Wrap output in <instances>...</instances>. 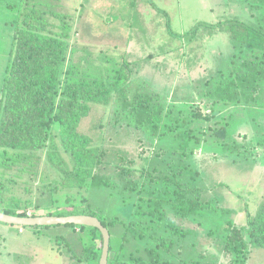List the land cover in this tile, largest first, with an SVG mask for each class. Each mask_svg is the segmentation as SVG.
Masks as SVG:
<instances>
[{
  "label": "trees",
  "instance_id": "1",
  "mask_svg": "<svg viewBox=\"0 0 264 264\" xmlns=\"http://www.w3.org/2000/svg\"><path fill=\"white\" fill-rule=\"evenodd\" d=\"M32 1L23 0L18 19L13 22L12 49L0 90V213L43 216L38 212L54 207L60 200L58 194L65 193L66 203L74 208L44 215L97 218L110 236L107 264H211L206 260H180L181 241L186 233L168 221V211L185 219L207 206L197 185L200 173L189 162L203 134V126L194 127L200 119L167 105L160 95L146 93L128 102L126 91L131 87L132 66L136 62H118L106 55L96 60L84 56L75 61V49L68 37L69 15L58 9V4L53 8L49 0L41 1L42 4ZM229 1L241 4L249 13V20L228 19L216 25L198 22L176 37L190 41L201 30L218 29L228 35L234 47L264 54V0ZM163 15L168 20L165 12ZM261 61L256 66L244 61L241 68L218 72L214 82L203 83L209 85L205 94L225 103L253 100L261 93V85L264 94ZM114 98L120 99L123 110L153 137H170V148L154 150L142 166L132 168L128 166L132 160L114 158L101 145V139L98 142L79 131L80 122L92 107H108ZM218 128L217 134L227 137L228 125L220 123ZM231 146L235 147L225 143L223 149ZM236 154L243 160L248 158L239 150ZM43 163L54 171L56 178L49 180L40 171ZM10 172L13 175H8ZM22 172H27L32 181L39 173L44 175L39 188L42 194L45 192L43 199L26 202L12 194L10 186ZM103 187H117L123 195H130L137 220L108 219L91 207L84 193ZM73 192L81 194L75 206L70 195ZM69 226L77 230L81 248L78 261L98 264L103 244L101 233L93 227ZM224 227L227 236L223 252L231 256L230 264H248L253 248L264 249V200L255 214L247 218L246 226L237 228L226 222ZM29 228L38 231L44 227ZM114 239L119 241L116 254L111 253ZM134 241L142 243V248L136 246L128 252ZM71 258L76 259L75 254Z\"/></svg>",
  "mask_w": 264,
  "mask_h": 264
},
{
  "label": "rangeland",
  "instance_id": "2",
  "mask_svg": "<svg viewBox=\"0 0 264 264\" xmlns=\"http://www.w3.org/2000/svg\"><path fill=\"white\" fill-rule=\"evenodd\" d=\"M41 1L46 0L32 2L40 4ZM47 2L53 8L58 4V9L69 15L68 37L71 48L75 49V61L84 56L96 60L106 55L118 62H136L132 66L131 87L126 91L128 102L146 93L160 95L161 100L169 103L167 105L200 119L194 127L203 126V134L189 162L200 173L197 185L207 206L185 219L168 211V221L186 233L181 241L180 260L230 264L231 256L223 252L227 236L225 223L230 222L237 228L246 226L247 218L255 214L264 200L263 86L253 100L225 103L206 95L209 85L203 86V83L205 80L214 82L218 72L241 68L244 61L256 66L264 61V54L234 47L228 35L218 29L201 30L190 41H180L176 35L189 31L198 22L216 25L228 19L249 20V13L237 1L229 0ZM21 5L23 0H0V90L12 49L13 22L18 19ZM220 123L228 125L227 137L217 134ZM79 131L98 142L101 139V145L114 158L132 160L128 165L132 168L142 166L154 150H166L172 144L170 137H153L145 126H138L123 110V103L118 98H114L108 107H92L80 122ZM225 143L235 147L223 149ZM237 150L248 155L247 160L236 154ZM40 171L49 180L56 178L54 171L44 163ZM44 175L39 173L32 181L27 172H22L10 186L12 194L26 202L40 201L45 197V192L42 194L39 190ZM114 181L118 182L117 179ZM58 195L60 200L54 207L38 213L44 215L74 208L66 203L65 193ZM70 195L73 205H78L81 194L73 192ZM84 195L91 207L108 219L117 217L121 222H130L138 218L132 206L133 199L128 194L123 195L117 187L90 189ZM29 231H32L29 227L0 223V264H22L21 260H28L32 252L39 254L43 264H63L68 259L71 263L83 264L78 261L81 248L76 229L69 225L39 228L38 241H28L32 235ZM243 237L248 240L245 232ZM112 246L111 253H118V239L113 240ZM136 246L142 248V243L134 241L131 246L127 245V251ZM68 248L76 259L71 258L73 254ZM248 264H264V249L253 248Z\"/></svg>",
  "mask_w": 264,
  "mask_h": 264
},
{
  "label": "water",
  "instance_id": "3",
  "mask_svg": "<svg viewBox=\"0 0 264 264\" xmlns=\"http://www.w3.org/2000/svg\"><path fill=\"white\" fill-rule=\"evenodd\" d=\"M0 223L6 225L20 226V227H47L57 225H75L96 228L102 235V250L98 264H107L109 253L110 236L108 230L101 224V222L91 216L87 215H70L65 217L57 216H35V217H14L0 213Z\"/></svg>",
  "mask_w": 264,
  "mask_h": 264
},
{
  "label": "crops",
  "instance_id": "4",
  "mask_svg": "<svg viewBox=\"0 0 264 264\" xmlns=\"http://www.w3.org/2000/svg\"><path fill=\"white\" fill-rule=\"evenodd\" d=\"M32 230V229H31ZM30 232V234H32V235H30V237L28 238V241H32V239L33 240H36V241H38V238H39V234L41 233L39 230L38 231H36V230H32V231H29ZM24 242H26V239L24 240ZM31 255L29 256V259L28 260H26V261H22L21 260V262H22V264H43V261H41L39 258H38V256H39V254L38 253H35V252H32V253H30ZM33 258H35L34 260H33ZM67 258V257H66ZM45 264V263H44ZM63 264H75V263H71V262H69V259H68V262L66 261V263L64 262Z\"/></svg>",
  "mask_w": 264,
  "mask_h": 264
}]
</instances>
